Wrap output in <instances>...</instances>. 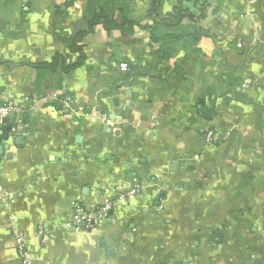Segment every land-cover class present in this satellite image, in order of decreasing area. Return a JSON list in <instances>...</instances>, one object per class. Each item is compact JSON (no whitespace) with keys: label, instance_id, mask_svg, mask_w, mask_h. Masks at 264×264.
<instances>
[{"label":"crops","instance_id":"1","mask_svg":"<svg viewBox=\"0 0 264 264\" xmlns=\"http://www.w3.org/2000/svg\"><path fill=\"white\" fill-rule=\"evenodd\" d=\"M106 1L0 0V99L23 109L0 122V264H21L9 215L32 264H264V0H114L138 23L95 25L63 71Z\"/></svg>","mask_w":264,"mask_h":264},{"label":"built area","instance_id":"2","mask_svg":"<svg viewBox=\"0 0 264 264\" xmlns=\"http://www.w3.org/2000/svg\"><path fill=\"white\" fill-rule=\"evenodd\" d=\"M240 45V44H239ZM120 68L127 69L126 63H120ZM22 106L19 102L15 101L11 96L0 99V122H4L10 114H19L22 112ZM24 123L19 118H14L11 125V131L14 133H20L24 129ZM205 141L207 144H213L217 138L212 130H207L205 133ZM136 190L134 188L118 190L114 195L109 197H103L102 200L91 207L90 209L84 208L79 203L74 205V214L72 218L66 222V226L79 228L81 223H85L86 226H94L101 219L105 218L110 211L114 209L117 203L124 202L130 198ZM10 197V195L4 193L0 189V198ZM9 220L12 227L13 238L15 245L18 249L19 258L21 264H32L29 251L26 247V236L18 231L13 224L14 216L9 215ZM38 233L45 239L46 235L41 229L38 228Z\"/></svg>","mask_w":264,"mask_h":264},{"label":"trees","instance_id":"3","mask_svg":"<svg viewBox=\"0 0 264 264\" xmlns=\"http://www.w3.org/2000/svg\"><path fill=\"white\" fill-rule=\"evenodd\" d=\"M118 6L119 5L115 3L114 0H107L104 4V10L96 12L93 9H91L86 13L85 20L87 23V29L79 31L67 39L70 50L78 52L79 58L77 62H75L72 65L69 66L61 65V69H63V71L68 72L81 64V62L84 59V54H83V45L80 44L79 42L82 41L83 37L88 32L93 30V27L95 25L102 24L106 29L109 30L114 28L128 29L132 26L133 23L136 22L138 23V21L130 20L126 16H121V17L114 16L115 9H117V11H120L118 10L119 9ZM49 65L54 66L53 62L49 63Z\"/></svg>","mask_w":264,"mask_h":264}]
</instances>
